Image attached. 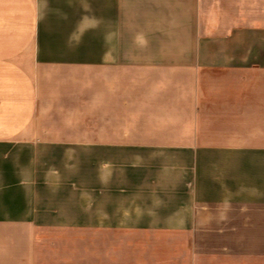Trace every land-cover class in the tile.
I'll use <instances>...</instances> for the list:
<instances>
[{
  "label": "crops",
  "instance_id": "0c3cea01",
  "mask_svg": "<svg viewBox=\"0 0 264 264\" xmlns=\"http://www.w3.org/2000/svg\"><path fill=\"white\" fill-rule=\"evenodd\" d=\"M0 146V264H264V0H0Z\"/></svg>",
  "mask_w": 264,
  "mask_h": 264
},
{
  "label": "rangeland",
  "instance_id": "374dc122",
  "mask_svg": "<svg viewBox=\"0 0 264 264\" xmlns=\"http://www.w3.org/2000/svg\"><path fill=\"white\" fill-rule=\"evenodd\" d=\"M182 35H186V33H181ZM258 35L256 34H246L245 36H243V38L239 39L238 41H241L240 44L238 43H234V45H240V46H252L253 43L258 42L259 40ZM192 41L188 40L186 38H181L180 40V46H192ZM30 152L25 151V150H20L17 148H13V147H1L0 146V171L5 169V170H11V167L9 166L7 168L6 165H11V163L7 160H12V159H18L19 161L17 162L18 165H21L22 168L27 166V162L26 159L28 157ZM17 165V166H18ZM2 186V184L0 183V187ZM7 189L4 188H0V197L3 196V194H5V192ZM8 191V190H7ZM2 199L0 198V208L4 207V205L6 206L7 204H10L11 200H3V204H1Z\"/></svg>",
  "mask_w": 264,
  "mask_h": 264
}]
</instances>
